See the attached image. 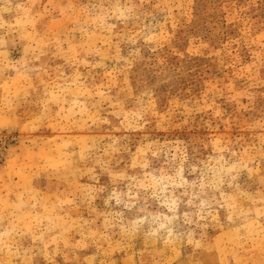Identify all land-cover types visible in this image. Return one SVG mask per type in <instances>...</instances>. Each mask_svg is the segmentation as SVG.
Instances as JSON below:
<instances>
[{"label":"rangeland","instance_id":"obj_1","mask_svg":"<svg viewBox=\"0 0 264 264\" xmlns=\"http://www.w3.org/2000/svg\"><path fill=\"white\" fill-rule=\"evenodd\" d=\"M0 264H264V0H0Z\"/></svg>","mask_w":264,"mask_h":264}]
</instances>
